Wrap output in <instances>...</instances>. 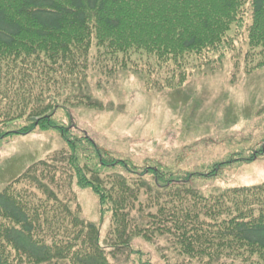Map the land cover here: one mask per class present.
Wrapping results in <instances>:
<instances>
[{"label":"trees","instance_id":"trees-1","mask_svg":"<svg viewBox=\"0 0 264 264\" xmlns=\"http://www.w3.org/2000/svg\"><path fill=\"white\" fill-rule=\"evenodd\" d=\"M246 17L248 45L261 49L262 67L264 0H0V141L51 129L66 148L0 191V264H114L108 257L119 255L155 264L132 242L161 238L177 264H264V182L207 195L190 185L252 161L264 144L202 173L140 167L75 132L68 112V125L55 116L73 107L106 109L89 93L93 47L119 67L126 56L118 55L128 51L178 62L223 48ZM86 188L97 198V224L81 215L76 190Z\"/></svg>","mask_w":264,"mask_h":264},{"label":"rangeland","instance_id":"rangeland-1","mask_svg":"<svg viewBox=\"0 0 264 264\" xmlns=\"http://www.w3.org/2000/svg\"><path fill=\"white\" fill-rule=\"evenodd\" d=\"M249 20L233 26L218 51L188 54L178 62L159 63L143 51H128L118 55L119 61L126 56L125 66L119 67L93 47L89 93L106 109H59L56 118L68 125V112L75 132L91 135L111 155L140 167L163 164L202 173L234 152V157L257 152L264 144V66L259 65L261 49L248 45ZM62 149L65 143L51 129L0 141V191L28 167ZM262 150L248 163L225 166L214 178H198L190 185L207 195L263 183ZM76 194L82 218L97 224V198L88 188ZM100 227L101 243H106L108 216ZM132 246L148 253L155 264L179 262L164 238L135 239ZM108 258L114 264H131L124 255Z\"/></svg>","mask_w":264,"mask_h":264}]
</instances>
